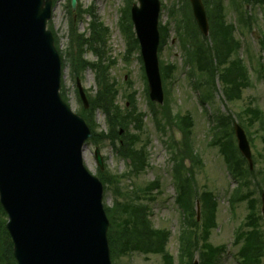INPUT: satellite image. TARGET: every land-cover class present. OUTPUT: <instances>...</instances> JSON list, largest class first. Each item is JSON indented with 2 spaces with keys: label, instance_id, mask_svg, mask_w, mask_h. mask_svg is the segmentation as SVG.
Wrapping results in <instances>:
<instances>
[{
  "label": "rangeland",
  "instance_id": "rangeland-1",
  "mask_svg": "<svg viewBox=\"0 0 264 264\" xmlns=\"http://www.w3.org/2000/svg\"><path fill=\"white\" fill-rule=\"evenodd\" d=\"M53 1V19L51 24L49 23V27H53L57 34L59 47L65 59L61 92L64 91L66 94L67 103L72 110L78 113L82 107V102L77 90V76L72 71L73 64H75L73 54L75 45L73 46L70 41V19L72 17L75 20L79 34L87 33L89 36L88 29L93 18L87 12L93 8L97 21L108 28L106 56L107 59L115 61V65L110 70L109 79L114 86L117 85L119 91L116 100L117 105L124 111V114L130 112L135 117L142 116L143 129L135 130L134 123H131L129 133L140 137L136 147L139 150L142 148L148 157V165L144 173L138 177H123L124 174L131 171V168L122 156L117 155L115 148L107 140L99 144L92 140L87 143L84 154L85 164L93 175L99 177L100 168L95 160V150L99 149L105 164L103 172L108 170L106 177L108 174L119 177L121 191L125 195L129 194L126 197L128 203L136 208L146 206L145 217L152 224V227L169 233L170 239L166 246V252L175 257L174 264H180L178 240L185 221L176 200L177 191L173 171L175 159H173L174 152L170 150V141L174 139L173 135L176 128L173 130L170 127L163 132L156 127V117H159V121L162 120L163 123L164 113L162 112L163 109H157L159 107L155 108L154 112L151 110L150 99L146 90L148 84L144 77L143 63L140 61L141 52H134L131 56L132 59L125 61L128 46L123 37L120 22L124 11L130 6L128 2L133 5L136 4V0H80L76 12L73 13L69 0ZM160 1L162 3L161 25L167 29L165 41L161 45V52L159 53L160 66L164 63L175 65L177 68L174 75L168 81L166 80L167 83L164 81L166 85L163 83L165 97L167 90L174 116L180 115L184 118L189 115L192 118L194 126L191 129L190 146L201 161L200 164L193 166L195 175L193 186L200 195L199 198H202L204 193H209L216 202V227L210 230L209 243L216 248H224L218 264H241L238 253L242 245L235 241L237 231L239 229L245 232L251 231L249 226L253 222V218H257L258 228L259 230L262 228L264 233V215L261 212L262 192L258 188L260 186L264 189V131L262 130L264 126L259 129L257 121H254L250 116H247L249 119L247 120V117L243 116L250 110H259L264 117V77L258 74L256 70L259 62L261 65L259 70L264 71L262 68L264 66V51L260 49V33L258 31L260 29L254 28L249 31L239 25L238 31L236 30L235 33V38L241 45L240 56L250 71L248 77V84L250 85L243 88L241 98L228 101L223 94V86L217 75L215 77L214 97L210 102L204 104L202 101L203 92L195 88L200 76L186 64L177 32V24L182 23L184 25L185 20L190 22L191 26L193 25L191 8L186 0ZM224 2L226 5L227 0ZM249 12L260 16L264 12V8L252 9ZM236 20L234 13L228 15L227 21L229 23L238 24ZM84 49L88 50V47H84ZM93 53L92 50H89L85 55V60L95 63L97 57ZM80 78L86 91L96 93L98 87L95 72L87 69ZM131 93H135V100L132 102L128 101V95ZM154 113H156V117ZM222 116L232 117L233 122L249 127L252 155L255 161L254 176L249 180L247 188L242 191L241 195L245 196L246 199L234 204L232 199L238 188V181L229 172L227 160L221 154L219 147L213 145L215 140L213 127L216 125L217 117ZM105 120L106 116L98 111L95 115L96 124L100 131L108 133ZM249 122H252L250 126L248 125ZM122 139L126 141L127 136L124 135ZM188 167H191V163L188 164ZM150 184L154 186L158 184V187L153 188L150 196L144 195L142 190H146ZM115 191L117 190H114V187H107L104 204L108 208H112L117 200L125 201ZM199 198H192L195 209L197 205L201 208ZM252 202H254L253 207ZM202 220L201 212V222ZM1 264L3 263L1 262ZM113 264H165V261L160 255L126 251L121 253ZM262 264H264V260H262Z\"/></svg>",
  "mask_w": 264,
  "mask_h": 264
},
{
  "label": "water",
  "instance_id": "water-1",
  "mask_svg": "<svg viewBox=\"0 0 264 264\" xmlns=\"http://www.w3.org/2000/svg\"><path fill=\"white\" fill-rule=\"evenodd\" d=\"M71 1L75 9L76 0ZM190 2L201 32L208 36L202 0ZM139 3L132 20L150 97L163 104L161 3ZM51 13L52 0H0V202L8 214L18 264H112L104 188L83 164L91 131L60 96L61 60L46 31ZM235 133L241 154L253 168L247 136L238 124ZM96 156L102 166L98 151Z\"/></svg>",
  "mask_w": 264,
  "mask_h": 264
},
{
  "label": "trees",
  "instance_id": "trees-1",
  "mask_svg": "<svg viewBox=\"0 0 264 264\" xmlns=\"http://www.w3.org/2000/svg\"><path fill=\"white\" fill-rule=\"evenodd\" d=\"M208 7V15L211 24V38L213 46L205 38H200V34L193 23L186 21L177 24L179 33V42L186 57V63L191 65L193 70L195 67L200 72L198 81L199 87H204V103L210 102L214 97L216 90L215 77L219 75L223 86V93L228 101L239 100L243 88L248 84L247 70L241 62L236 61L230 68L225 67L230 62V55L233 46V37L227 30L225 21L222 17V11L212 9L209 0H204ZM87 13L93 18L90 25L91 38L87 39L85 35H81L75 28V23L71 25V40L75 42L77 54L75 57L74 73L84 72L88 67L92 68L96 73V80L99 86V91L91 97V108L84 113V117L90 127L94 128V112L97 109L103 110L107 115L110 132L106 135L100 134L102 138L114 141L119 137L118 127L126 130L127 139L125 146L118 152L122 157L131 161L132 173L129 176H140L146 171L148 165V157L144 150L136 147L139 138L136 135L129 133V126L134 123L135 130H142V116L135 117L132 113L124 114L116 105L117 89L109 79V71L111 63L107 64L106 59V35L108 29L99 23L94 15V10L90 9ZM194 26V29H193ZM122 29L128 40V56L127 59L139 49L138 41L134 36L132 23L129 19H124ZM162 42L164 44L167 29L161 28ZM84 47L92 50L98 57V63L92 64L84 60ZM75 53V52H73ZM177 70L174 65L162 66V76L164 81H168ZM166 81V82H167ZM130 102L134 101L132 98ZM164 113L163 123L157 121V129L163 132L172 127L176 128L183 134L182 142H177L175 139L170 141V150L174 152L176 169L174 179L178 188L177 202L185 214V223L181 230V255L179 257L180 264H193L196 253H199L200 264H218L219 258L224 251V248H216L209 243L210 230L216 227V202L209 193H204L202 198L198 197L193 180L195 178L193 166L201 163L198 156L193 152L190 146L191 129L193 128L192 118L188 115L182 118L180 115H173L170 104H166L162 108ZM156 117V113H154ZM253 119H262L261 113L258 110H250L246 113ZM232 117H217L216 125L213 127L215 132V140L213 145L218 146L221 154L227 159L230 170L238 181L239 185L233 195L232 203H237L246 199L242 195L244 188H247L249 180L253 178L254 172L250 171L247 162L241 157L236 140L234 139ZM167 123V124H166ZM189 160L192 164L191 169H186L185 162ZM125 177V175L123 176ZM119 178V177H118ZM117 177L108 175L103 177L102 181L107 187H114L117 194L122 196L125 201H116L112 208H107V214L110 220V230L108 239L110 243L113 260H117L121 253L142 252L145 254L160 253L163 255L165 264H173V257L166 252V246L170 239L169 233L164 230H154L150 222L145 217L147 208L143 206L136 208L132 206L126 197L129 194H123L120 188V180ZM126 178V177H125ZM158 187V184L149 185L146 190H142L144 195H151L153 188ZM192 198H199L201 203V211L203 220H196L195 207L192 204ZM234 200V201H233ZM254 202H252L253 207ZM6 214L0 205V264H16L13 258V244L5 229ZM254 230L246 232L244 235L239 232L236 243L243 241V247L240 250V256L243 259V264H261L264 255V241L262 240L259 230L256 229L255 222L251 224Z\"/></svg>",
  "mask_w": 264,
  "mask_h": 264
},
{
  "label": "flooded vegetation",
  "instance_id": "flooded-vegetation-1",
  "mask_svg": "<svg viewBox=\"0 0 264 264\" xmlns=\"http://www.w3.org/2000/svg\"><path fill=\"white\" fill-rule=\"evenodd\" d=\"M240 0H227L226 5L223 0V13L228 15L234 13L237 16V11L235 6H239ZM252 2L257 8H264V0H249ZM250 10L253 9V5L248 6ZM248 18L252 21L253 29L256 28L260 33V49L264 51V12L260 16L249 14ZM238 31V30H237Z\"/></svg>",
  "mask_w": 264,
  "mask_h": 264
}]
</instances>
